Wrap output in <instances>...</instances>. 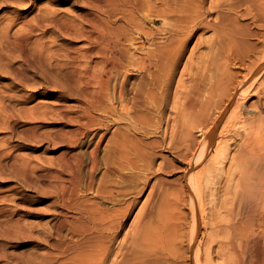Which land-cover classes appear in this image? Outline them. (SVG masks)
Here are the masks:
<instances>
[{
  "label": "bare ground",
  "instance_id": "1",
  "mask_svg": "<svg viewBox=\"0 0 264 264\" xmlns=\"http://www.w3.org/2000/svg\"><path fill=\"white\" fill-rule=\"evenodd\" d=\"M83 3L33 17L71 41L62 62L50 47L27 56L34 28L16 43L32 70L54 65L61 80L47 79L54 101L28 109L60 121L52 140L66 149L43 172L26 170L31 157L20 170L51 198L38 212L52 221L44 264H264V0ZM163 152L184 165L175 188ZM13 222L6 237L37 239Z\"/></svg>",
  "mask_w": 264,
  "mask_h": 264
},
{
  "label": "rangeland",
  "instance_id": "2",
  "mask_svg": "<svg viewBox=\"0 0 264 264\" xmlns=\"http://www.w3.org/2000/svg\"><path fill=\"white\" fill-rule=\"evenodd\" d=\"M9 2L8 0H0V209L3 207L17 208L18 213L13 215L11 219L10 216L5 217L0 212V264H44L47 251L46 242L50 240L48 237V228L52 221L50 214L46 213V211L45 216L38 212H42L43 209L50 205L51 198H47L46 200L41 199V195L38 196V192L36 191L41 186L33 178L23 176L20 170L23 171L26 167L28 172L34 168L42 169L41 172H43L46 168H49L53 162H56L57 157L66 149L65 144L56 145L52 140V134H54L57 127L60 126V121H57V118L55 119L53 114H45L44 117L41 116L39 118L40 120L37 119L33 121L30 119L31 116L28 109L35 103L40 102L41 104L43 102L54 101L56 94L53 92L52 86L47 82V79L49 78L51 81L57 82H61V80L60 78L58 79L59 76L57 75V70L54 65V67L47 66L46 64L44 65L46 67L45 76L32 70L30 62L34 60V62H36L37 58H24L21 51L16 46V43L20 40L17 37L23 36L24 34L26 36L27 32H29V34L31 33L29 28H34L33 19L36 14L42 16L46 10H55L59 13L61 12V15L72 17L74 16L73 13L76 14L75 12L84 9V3L83 0H32V2L23 0V3L20 5H13ZM16 16L20 17L22 21L12 26L9 22H11V19L13 21ZM23 22L28 23L25 25ZM78 22L80 23V20H78L77 23ZM7 23H9L11 27L8 28L9 24ZM6 24L8 26H6ZM3 27H7V30L5 29L6 33ZM36 30L38 29L34 30L37 34H30L32 37H30L31 40L29 41V45L27 44V49H25L26 53H28L27 56L29 55V57H32V55L35 54L31 51L33 48L37 51L39 50V52L41 48H45V51L51 48L55 54V58H59L62 62V60L66 58V53L64 55L66 51L64 48L66 47L65 43H68L69 40L62 38L58 35L59 33L53 29H51V31L48 29L47 32L45 31L42 33ZM9 38L12 41H10ZM39 40L41 41L39 42ZM79 40H75V42H73L74 45L76 44L78 47H84L86 43L81 39ZM31 41H36L37 43H30ZM12 42L14 44H12ZM69 42L71 43V41ZM35 49L33 50L35 51ZM203 49L204 48H202V50ZM18 51L20 53H18ZM53 62L54 64L56 63L55 61ZM27 81L33 82L34 84L31 86ZM43 90H45L46 93L48 91L50 92L46 94L42 92ZM71 95H69V93L65 94L62 98L63 102L72 103L75 100V90H73ZM35 124L37 126L36 132L38 135L36 147L31 144V133H29L30 127ZM68 128L69 127L66 129ZM108 135L110 136V134ZM79 150L84 153H89L87 148ZM158 153L161 152L158 151ZM162 154L169 159L173 157L166 152ZM30 157L33 159V163L25 166ZM172 159L174 164L172 163L169 165L168 169L171 170L173 168L169 178L174 181L172 187L175 188L176 185L178 186V178L183 173L182 170L184 169V165L179 164L174 157ZM157 161H159V159ZM28 207L34 208L36 213L30 215L26 214L25 212ZM19 215L22 216L20 217ZM17 219H20L19 224L22 225L24 230L31 231L35 235L34 237H37V241L35 240L30 243L18 245L16 241L6 237L5 232L7 229L14 232L15 227L13 221H17ZM171 233L170 231V234Z\"/></svg>",
  "mask_w": 264,
  "mask_h": 264
}]
</instances>
